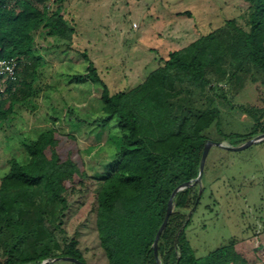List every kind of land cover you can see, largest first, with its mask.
<instances>
[{"label":"trees","instance_id":"1","mask_svg":"<svg viewBox=\"0 0 264 264\" xmlns=\"http://www.w3.org/2000/svg\"><path fill=\"white\" fill-rule=\"evenodd\" d=\"M239 1L247 6V29L230 19L164 56L149 48L158 67L133 88L111 90L88 51H76L86 72L69 77L97 86L103 106L90 121L75 108L68 109L66 119L99 130L116 128L121 141L109 145L112 160L97 177L88 174L74 134L51 126L23 145L26 160L13 157L0 175V264H51L60 257L90 264L79 242L87 223L96 232L105 264L249 263L236 240L197 257L186 231L205 193L201 183L174 196L158 257L154 251L172 194L199 175L208 129L215 124L223 140L232 141L230 147L264 134V0ZM51 2L52 10L47 8ZM65 3L0 0V60L23 64L16 90L8 84V97L0 101V128L12 120L14 104L32 96L37 70L45 62L36 55L33 35L41 31L51 45L78 50L77 22ZM176 16L193 15L183 11ZM232 114L249 117L250 132L219 130L221 120ZM205 169L206 164L203 177ZM254 256L264 264L261 243Z\"/></svg>","mask_w":264,"mask_h":264},{"label":"rangeland","instance_id":"2","mask_svg":"<svg viewBox=\"0 0 264 264\" xmlns=\"http://www.w3.org/2000/svg\"><path fill=\"white\" fill-rule=\"evenodd\" d=\"M70 2L82 6L72 10L81 33L76 39L78 50L51 45L52 40H44L41 31L33 35L36 55L45 62L37 70L32 96L25 104H14L12 120L0 128V175L8 171L13 157L26 160L23 145L51 126L77 137L90 176L105 173L112 160L109 145L117 147L121 141L118 130L94 129L84 121L66 119L68 109L75 108L79 117L90 121L103 106L97 86L69 77L86 72V62L76 51L87 50L111 90H122L140 84L158 67L157 55L149 48L164 56L230 19L247 29V6L239 0H64V7ZM183 11L193 16H176ZM252 125L249 117L232 114L221 120L219 130L247 134ZM206 134L212 142L227 146L232 142L223 140L215 124ZM201 186L205 193L186 231L197 257L236 240V249L248 257V264H261L254 250L260 243L264 246V141L236 152L213 146ZM57 237L62 239L60 234ZM79 242L90 264L106 263L88 223L80 229Z\"/></svg>","mask_w":264,"mask_h":264},{"label":"water","instance_id":"3","mask_svg":"<svg viewBox=\"0 0 264 264\" xmlns=\"http://www.w3.org/2000/svg\"><path fill=\"white\" fill-rule=\"evenodd\" d=\"M262 140H264V134L263 135H259V136L255 137L254 139H251V140L247 141L246 143H244V144H242L240 146H237V147H230V146L224 145L222 143H216V142H212V141H208L206 143L205 149H204V152H203V156H202V159H201L199 175H198L197 179L194 181L193 184L185 183V184L179 186L174 191V193L172 194V197H171V199L169 201V204H168V209H167V214H166L165 220H164L161 228L159 229V231L157 233V236H156V239H155L154 251H155V256L156 257H158V242H159L160 236H161L162 232L164 231V229L166 228L168 220L170 218V215L172 214V211H173V198H174V196L179 191H182L183 189H185V188H187L189 186H192V185H194L196 183H201V180H202V177H203V173H204L205 164H206V160H207V157H208V154H209L211 148L213 146H216V147H220V148H223L225 150H228V151L236 152V151H241V150L249 147L250 145L258 143V142H260ZM55 261H68V262H73L75 264H84V263L80 262L79 260H76V259H73V258H67V257L57 258V259L53 260L51 262V264L54 263Z\"/></svg>","mask_w":264,"mask_h":264},{"label":"built area","instance_id":"4","mask_svg":"<svg viewBox=\"0 0 264 264\" xmlns=\"http://www.w3.org/2000/svg\"><path fill=\"white\" fill-rule=\"evenodd\" d=\"M52 10V3L47 6ZM21 70L20 62L17 59L0 60V101L4 100L8 96L7 86L13 85V92L16 90L14 84L18 80V74Z\"/></svg>","mask_w":264,"mask_h":264},{"label":"crops","instance_id":"5","mask_svg":"<svg viewBox=\"0 0 264 264\" xmlns=\"http://www.w3.org/2000/svg\"><path fill=\"white\" fill-rule=\"evenodd\" d=\"M65 7H66V10H67V11H69L70 13H72V10H73V11H74V10L79 11L80 8H81L82 6H80V7H76L74 3L70 2V3L66 4ZM78 13H79V12H77V14H78ZM72 14H73L74 17L76 18V14H75V13H72ZM76 22H77V21H76ZM78 38H81V33H80L79 30H78Z\"/></svg>","mask_w":264,"mask_h":264}]
</instances>
